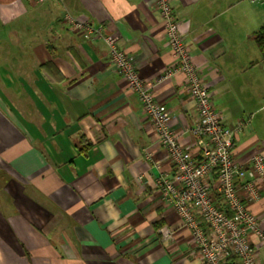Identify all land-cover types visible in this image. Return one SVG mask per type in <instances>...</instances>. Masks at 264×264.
I'll return each mask as SVG.
<instances>
[{"label":"crops","instance_id":"0c3cea01","mask_svg":"<svg viewBox=\"0 0 264 264\" xmlns=\"http://www.w3.org/2000/svg\"><path fill=\"white\" fill-rule=\"evenodd\" d=\"M171 2L223 122L246 120L236 156L264 153V1ZM67 13L119 36L197 150L185 75L158 81L174 58L155 0H0V264H204L162 197L173 163L139 95ZM247 208L264 227V196Z\"/></svg>","mask_w":264,"mask_h":264},{"label":"built area","instance_id":"2783aa9c","mask_svg":"<svg viewBox=\"0 0 264 264\" xmlns=\"http://www.w3.org/2000/svg\"><path fill=\"white\" fill-rule=\"evenodd\" d=\"M155 3L163 17L174 58L158 81L179 73L185 75L186 90L198 111L190 129L196 151L186 147L176 134L171 125L172 112L155 96V82L141 76L133 56L119 46V36L106 32L103 24L94 25L71 13L64 18L72 30L85 38H102L106 42L110 61L129 89L139 95L159 143L173 163V178L160 182L162 197L191 228L204 264H227L232 257H236L238 264H261L259 252L264 248V227L247 203L258 202L264 196V153L255 150L243 158L236 156L235 141L246 120L230 125L223 122L222 111L215 105L203 71L194 60L171 0H155ZM161 231L164 237H173L169 227ZM251 236L258 238L259 245Z\"/></svg>","mask_w":264,"mask_h":264},{"label":"trees","instance_id":"16d2710c","mask_svg":"<svg viewBox=\"0 0 264 264\" xmlns=\"http://www.w3.org/2000/svg\"><path fill=\"white\" fill-rule=\"evenodd\" d=\"M256 39L259 43V46L261 47L262 51L264 52V25L261 27V29L256 33ZM236 261V257H232L229 262L234 263Z\"/></svg>","mask_w":264,"mask_h":264}]
</instances>
